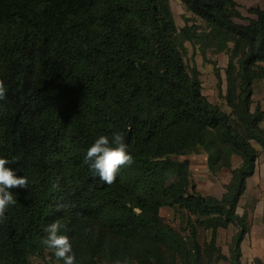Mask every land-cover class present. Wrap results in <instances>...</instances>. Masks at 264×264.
Listing matches in <instances>:
<instances>
[{"label":"trees","instance_id":"1","mask_svg":"<svg viewBox=\"0 0 264 264\" xmlns=\"http://www.w3.org/2000/svg\"><path fill=\"white\" fill-rule=\"evenodd\" d=\"M179 2L198 25L178 29L170 0H0V157L29 182L10 190L17 203L0 221V264H63L41 243L57 219L77 264H241L249 229L237 207L264 160V111L252 108L264 81V9L237 24L236 0ZM185 44L212 64L218 90L206 54L228 56L220 98L229 114L203 96ZM113 132L133 163L108 185L83 161ZM200 155L210 175L230 172L219 199L192 185L188 159ZM162 209L179 214V228ZM230 227L224 256L217 233Z\"/></svg>","mask_w":264,"mask_h":264},{"label":"rangeland","instance_id":"2","mask_svg":"<svg viewBox=\"0 0 264 264\" xmlns=\"http://www.w3.org/2000/svg\"><path fill=\"white\" fill-rule=\"evenodd\" d=\"M238 10L241 14L239 20H235L237 24H245L246 19L252 16L247 13V10L260 8L264 9V0H236ZM170 7L178 29H182L186 22L189 25L193 23V17L186 13L184 7L179 0H170ZM198 25L199 22L194 20ZM186 49V64L190 67L195 65L200 72V81L202 94L212 105L218 106L223 112L229 114V109L226 107L220 98L221 92L225 90L224 69L227 65L228 56L225 54L213 55L210 52L206 54V60L213 62L222 81L220 90H218V79L215 74L212 64L206 62L198 51L197 46L185 44ZM221 91V92H220ZM253 109L255 104L260 102L264 111V81L255 85L253 96ZM264 129V123L261 125ZM260 152V149L256 146ZM185 158H176L177 161H183ZM190 173L192 185L196 191L202 195L213 196L220 198L225 193V187L230 180V172L222 171L217 175H210L206 169L205 158L203 156L189 157ZM239 165L238 160H234L232 168ZM238 216L246 215L248 233L241 244V264H264V160L260 155L257 161L255 174L247 182V190L241 198L237 207ZM160 216L164 221L175 228H179L181 223L179 214L170 209H162ZM236 229L230 227L227 230H220L217 233V245L220 248L221 254L228 256V247L232 236ZM209 239V233L201 231L199 234V242L203 244ZM35 264H49L48 260L39 258L34 260ZM218 264H226L221 261Z\"/></svg>","mask_w":264,"mask_h":264},{"label":"clouds","instance_id":"3","mask_svg":"<svg viewBox=\"0 0 264 264\" xmlns=\"http://www.w3.org/2000/svg\"><path fill=\"white\" fill-rule=\"evenodd\" d=\"M7 88L0 79V101L6 99ZM16 162L0 157V221L6 219L5 213L10 206H14L17 200L10 191L13 188L28 189V178L18 177L16 173L7 165ZM86 164L94 178L111 185L115 182L116 176L121 167L131 165L133 157L128 152V145L125 143V136L122 132H113L111 137L99 135L88 147L84 157ZM65 205H55V210L63 209ZM66 225L59 219L52 221L44 228L46 235L42 238V245L51 251L63 264H77L76 256L73 252L70 239L62 234ZM90 229H85L89 231ZM116 264H121L117 261ZM127 264V261H124Z\"/></svg>","mask_w":264,"mask_h":264}]
</instances>
